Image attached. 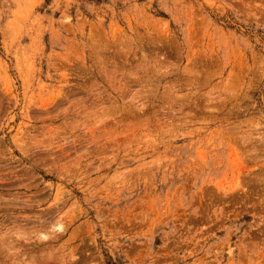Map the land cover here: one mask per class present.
Instances as JSON below:
<instances>
[{
    "label": "rangeland",
    "instance_id": "obj_1",
    "mask_svg": "<svg viewBox=\"0 0 264 264\" xmlns=\"http://www.w3.org/2000/svg\"><path fill=\"white\" fill-rule=\"evenodd\" d=\"M0 264H264V0H0Z\"/></svg>",
    "mask_w": 264,
    "mask_h": 264
}]
</instances>
